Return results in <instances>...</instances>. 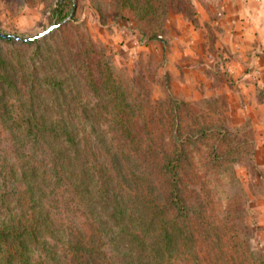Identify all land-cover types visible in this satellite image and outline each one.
Returning a JSON list of instances; mask_svg holds the SVG:
<instances>
[{
  "label": "rangeland",
  "instance_id": "1",
  "mask_svg": "<svg viewBox=\"0 0 264 264\" xmlns=\"http://www.w3.org/2000/svg\"><path fill=\"white\" fill-rule=\"evenodd\" d=\"M226 2L0 0L2 35L58 26L0 41V264H264L255 132L224 95L177 97L168 70L173 32L205 28L214 47ZM53 126L75 131L73 186L40 202L10 140Z\"/></svg>",
  "mask_w": 264,
  "mask_h": 264
},
{
  "label": "crops",
  "instance_id": "2",
  "mask_svg": "<svg viewBox=\"0 0 264 264\" xmlns=\"http://www.w3.org/2000/svg\"><path fill=\"white\" fill-rule=\"evenodd\" d=\"M263 3L227 0L223 32L216 33L214 47L207 43L205 28L186 25L183 31L175 30L168 70L177 97L224 95L236 123H249L256 136V168L262 171L257 177L264 180V25L253 23ZM253 217L264 237V193L255 202Z\"/></svg>",
  "mask_w": 264,
  "mask_h": 264
},
{
  "label": "trees",
  "instance_id": "3",
  "mask_svg": "<svg viewBox=\"0 0 264 264\" xmlns=\"http://www.w3.org/2000/svg\"><path fill=\"white\" fill-rule=\"evenodd\" d=\"M145 1H142L140 3V7L145 9L144 7L147 6L148 4L145 3ZM151 6V4H150ZM139 35L141 34L140 32H135ZM2 35V34H1ZM5 36V35H3ZM3 36H0V41L5 42L6 44H12V43H18L21 44L22 46H32L37 40H20L17 37H13L8 35V38H4ZM158 38H161V36H157ZM48 85L53 86L54 88H59L62 87V83L58 82H52L50 81ZM207 114V112H206ZM34 120L33 118V113L30 114L27 119L28 121ZM12 138L10 140L11 142V152H13V155H15V158L17 160H20V162L17 163H22L20 165V178L22 182H26V188L32 192V196L37 194V199L42 201V198L44 196L48 195H54L55 190L58 187V184L63 185L65 188H71L73 186V177L71 176L72 173H74V154L75 150L77 149V143H76V135L75 131L72 130L71 128H65V127H40L36 128L35 130L32 129V127H25L21 128L18 130H15L12 132ZM53 140L55 142V145L57 147V151L55 148H52L50 150V142L48 140ZM178 143L181 144V141L179 140ZM48 148V151L53 153L55 152L53 157H52V162H53V169L47 168V158H42L39 156V154L44 153L45 157H47L49 154L45 152V148ZM9 147V146H8ZM178 148L179 145H178ZM55 149V150H54ZM178 149L176 148V151ZM181 151V150H180ZM59 155V162H55L56 158L54 156ZM57 157V156H56ZM39 158V161H38ZM179 160V159H178ZM2 162V161H1ZM51 159L48 160V163L51 164L52 166ZM89 169L87 168V164L83 163L81 165V173L82 177H85L90 170L92 169L91 165L88 164ZM2 166H0V186L4 187V173L2 172ZM54 172V174H52ZM48 178V179H47ZM101 178V176H100ZM55 179V180H54ZM16 181V180H15ZM42 182V183H41ZM85 184V181H82ZM97 183L99 185H104L105 181L103 178L101 180H97ZM89 183H86L85 186L87 188V185ZM44 185V186H43ZM60 187V186H59ZM46 189V190H45ZM98 191L104 192L102 189H98ZM86 193H88L86 191ZM43 194V196H42ZM33 203V198H30ZM50 203H52V199H49ZM49 203V202H48ZM39 205V204H38ZM114 209V208H112ZM182 207L179 208V210L182 212ZM46 220V217H44ZM114 228V226H111ZM33 235V234H32ZM130 240V238H129ZM170 242H167V244H164V247H167ZM251 258H257L254 256V254L250 253Z\"/></svg>",
  "mask_w": 264,
  "mask_h": 264
},
{
  "label": "water",
  "instance_id": "4",
  "mask_svg": "<svg viewBox=\"0 0 264 264\" xmlns=\"http://www.w3.org/2000/svg\"><path fill=\"white\" fill-rule=\"evenodd\" d=\"M56 28H58V26H52V27H50L49 29H47L46 31H44V32H42V33H40V34H38V35H36V36L30 38L29 40H36V39H38V38H41V37H43L44 35L49 34L52 30H54V29H56ZM0 36H3V35L0 34ZM3 37H4V38H8L9 36H8V35H5V36H3Z\"/></svg>",
  "mask_w": 264,
  "mask_h": 264
}]
</instances>
